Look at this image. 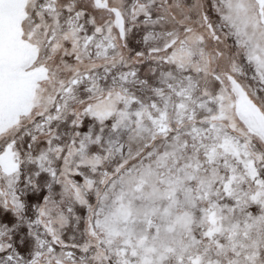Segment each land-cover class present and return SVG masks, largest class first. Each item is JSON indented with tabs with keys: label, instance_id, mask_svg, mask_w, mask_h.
<instances>
[{
	"label": "snow or ice",
	"instance_id": "snow-or-ice-1",
	"mask_svg": "<svg viewBox=\"0 0 264 264\" xmlns=\"http://www.w3.org/2000/svg\"><path fill=\"white\" fill-rule=\"evenodd\" d=\"M0 264H264V0H0Z\"/></svg>",
	"mask_w": 264,
	"mask_h": 264
},
{
	"label": "rangeland",
	"instance_id": "rangeland-1",
	"mask_svg": "<svg viewBox=\"0 0 264 264\" xmlns=\"http://www.w3.org/2000/svg\"><path fill=\"white\" fill-rule=\"evenodd\" d=\"M133 46L135 47L136 45H135V41L133 42Z\"/></svg>",
	"mask_w": 264,
	"mask_h": 264
}]
</instances>
